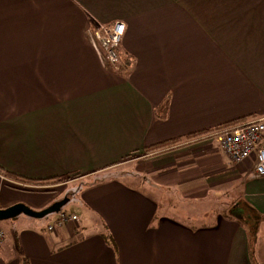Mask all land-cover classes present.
<instances>
[{"label": "crops", "instance_id": "0c3cea01", "mask_svg": "<svg viewBox=\"0 0 264 264\" xmlns=\"http://www.w3.org/2000/svg\"><path fill=\"white\" fill-rule=\"evenodd\" d=\"M117 20L104 65L89 32ZM258 115L264 0H0V172L65 180L1 175L0 209L76 216L0 222V264H264V176L189 138Z\"/></svg>", "mask_w": 264, "mask_h": 264}, {"label": "built area", "instance_id": "2783aa9c", "mask_svg": "<svg viewBox=\"0 0 264 264\" xmlns=\"http://www.w3.org/2000/svg\"><path fill=\"white\" fill-rule=\"evenodd\" d=\"M125 25L122 21L109 24H98L89 32L90 42L100 61L104 65H114L119 60L118 48L124 35ZM214 139L220 149L233 163L253 160V172L264 176V115L253 116L248 119L230 123L214 129L202 136ZM76 216L60 213L55 226H60ZM53 226H49L52 230ZM4 231L0 226V242L4 238Z\"/></svg>", "mask_w": 264, "mask_h": 264}, {"label": "rangeland", "instance_id": "374dc122", "mask_svg": "<svg viewBox=\"0 0 264 264\" xmlns=\"http://www.w3.org/2000/svg\"><path fill=\"white\" fill-rule=\"evenodd\" d=\"M126 166H129L128 164H126V162L125 163L124 162H122V163L121 162H118L117 165L112 169V172H111L112 174L109 173L108 175L118 174L119 173L118 171L123 172V170H124L123 167H126ZM1 175H4V176H2V177L5 178L4 180H9V182H13L15 184L20 183L19 185H23V184L41 185L42 184L40 182V180H34V183H33V182H30V181H27V180H29L28 178H23V179L22 178H15L14 176H10L9 174H7L5 176V174H3V172H0V176ZM120 178L123 179V180H125V181H127L132 186H135L136 187L137 184H138V182L135 180L136 178L133 179V180L132 179H124V177H120ZM58 181L59 180H57L56 182L58 183ZM62 181H65V180H61V181H59V183L62 182ZM56 182H53V181H49L48 180V182L46 184H48L49 186H51V185H54ZM16 188H20V187H16ZM65 190L69 191L66 194H68V195L69 194H72V192L68 188L65 189ZM45 191L46 190H44L43 192H45ZM28 192L32 193L33 191L31 190V191H28ZM64 195L65 194H63L61 197H63ZM212 203H213V201L211 203H210V201L208 203H206L209 210L212 209V208H214L215 201H214V204H212ZM72 205H73L72 203L67 204L66 207H65V209L67 211L71 212L72 211V209H71L72 208ZM185 206H186L185 204H182L181 208L184 209V210H186V212H188L189 215L192 214V216H197L198 213H201L202 208H204V209L207 208V207H204V205H202V203H200V205H199V203H196L195 204L193 202L187 205V209H185L186 208ZM204 209H203V211H204ZM56 216H57V213H54V214L52 213V214H49V215L45 216L44 218L36 219V218L27 217L25 215H19L17 217L10 218V219H6V220H2L0 222L2 224L6 225L8 223H12V222L16 221L17 219L28 220V221H37V220L39 221L40 219H44V221H48L49 223H51L53 225L55 223V219H56L55 217Z\"/></svg>", "mask_w": 264, "mask_h": 264}, {"label": "water", "instance_id": "95a60500", "mask_svg": "<svg viewBox=\"0 0 264 264\" xmlns=\"http://www.w3.org/2000/svg\"><path fill=\"white\" fill-rule=\"evenodd\" d=\"M68 201V198H63L58 201H54L47 207L41 210H34L23 203H16L9 207L0 209V221L17 217L19 215H25L32 218H43L52 213H57Z\"/></svg>", "mask_w": 264, "mask_h": 264}, {"label": "trees", "instance_id": "16d2710c", "mask_svg": "<svg viewBox=\"0 0 264 264\" xmlns=\"http://www.w3.org/2000/svg\"><path fill=\"white\" fill-rule=\"evenodd\" d=\"M233 122H236V121H233ZM233 122H230V123H233ZM230 123H227V124H224V125H228ZM210 131H212V130L205 131V132L200 133V134H193V135H190L189 138H193V137H196V136H201V135H204V134L209 133ZM179 141H180V139L167 141V142H164V143H160V144H157V145L150 146V147L147 148V150H156V149L165 148V147H167L169 145L177 144ZM6 174H9L10 176H14L15 178H22L23 179V176L20 177V175H17V174H14V173H6ZM34 180H40V182H41V180L43 181V180H48V179H46V178H44V179H29L27 181H30V182H33L34 183Z\"/></svg>", "mask_w": 264, "mask_h": 264}]
</instances>
